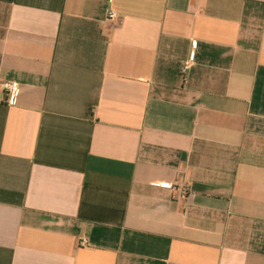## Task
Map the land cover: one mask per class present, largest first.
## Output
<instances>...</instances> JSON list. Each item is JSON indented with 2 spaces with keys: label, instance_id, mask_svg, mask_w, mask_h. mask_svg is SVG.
<instances>
[{
  "label": "crops",
  "instance_id": "crops-1",
  "mask_svg": "<svg viewBox=\"0 0 264 264\" xmlns=\"http://www.w3.org/2000/svg\"><path fill=\"white\" fill-rule=\"evenodd\" d=\"M0 264H264V0H0Z\"/></svg>",
  "mask_w": 264,
  "mask_h": 264
},
{
  "label": "built area",
  "instance_id": "built-area-1",
  "mask_svg": "<svg viewBox=\"0 0 264 264\" xmlns=\"http://www.w3.org/2000/svg\"><path fill=\"white\" fill-rule=\"evenodd\" d=\"M190 66L187 64L183 68V73L186 74L189 70ZM5 95H6V102L10 106H14L18 102L19 95L21 93V85L19 83H6L5 84ZM171 189H174L172 186H168ZM184 195H190V189L185 188L184 189ZM86 241L83 240V244H85Z\"/></svg>",
  "mask_w": 264,
  "mask_h": 264
}]
</instances>
